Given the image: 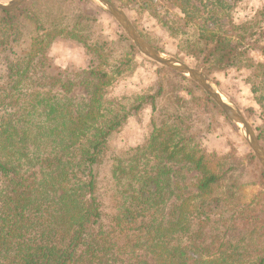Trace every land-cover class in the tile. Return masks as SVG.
Returning a JSON list of instances; mask_svg holds the SVG:
<instances>
[{
  "label": "trees",
  "instance_id": "1",
  "mask_svg": "<svg viewBox=\"0 0 264 264\" xmlns=\"http://www.w3.org/2000/svg\"><path fill=\"white\" fill-rule=\"evenodd\" d=\"M110 1L135 15L144 11L159 35L175 42L171 55L191 59L193 68L216 83L218 74L247 72L244 84L259 108L255 133L264 148V13L238 22L237 0ZM21 12H0V22L14 32L11 26ZM66 29H36L41 32L25 49L24 41L12 39L18 46L5 56L0 74V264H264L262 208L227 204L241 180L249 178L237 174L243 172L241 160L230 152L213 170L201 146L199 135L209 131L202 132L201 117L209 108L223 113L195 83L160 66L157 91L134 96L131 104L103 94L110 83L103 72L94 74L98 83L88 97H71L76 84L62 77L49 56L56 37H74ZM0 30L1 58L11 36L1 23ZM139 33L166 51L157 33ZM253 44L262 62L250 58ZM126 64L115 73L121 76ZM18 88L21 94L14 95ZM7 108L15 114L6 113ZM146 108L151 109V131L144 152L157 168L127 174V184L111 179L102 188L101 168L103 173L109 163L115 178L127 169L121 163L132 161L112 152L110 138ZM248 158L256 163L252 153ZM172 165L176 170L170 174ZM184 168L200 176L195 194L173 203L176 221L164 219L161 176L169 188L170 176ZM250 172L264 187V172Z\"/></svg>",
  "mask_w": 264,
  "mask_h": 264
},
{
  "label": "rangeland",
  "instance_id": "2",
  "mask_svg": "<svg viewBox=\"0 0 264 264\" xmlns=\"http://www.w3.org/2000/svg\"><path fill=\"white\" fill-rule=\"evenodd\" d=\"M10 1L12 0H0V3L7 4ZM124 1L122 0V2ZM20 8H23V12H21L22 18L16 21V26L14 24L11 26V28H14V32H10L8 26L5 27L4 23L6 22H0L1 28L6 32V35L11 36L6 43L8 48L6 46L2 48L6 52L0 58V74H3L5 69V56L10 52L9 48L12 46L15 49L18 46L17 43L13 44L12 39L24 41L22 48L25 49L27 48L28 40L34 37L36 32H41V30L36 29L43 28L45 32H50L61 28L66 29L65 25L68 24L70 27L66 30L72 31L74 37L70 38V35L66 34L56 37L50 46L49 56L62 77L76 84V90L71 97H88V91H94V85L97 86L96 84L98 83L96 80L98 78L94 74L102 72L107 74L105 80L110 82L109 84L105 83L107 86H103V94H106L105 96H109V98L121 100L123 104L128 105L134 102V96L153 94L157 91V66L159 65L139 54L113 18L96 3L89 0H26L18 9ZM235 10V18L238 22H245L257 17L262 18L264 0H237ZM123 11L138 32H143L145 35L148 33H157L159 35L158 29L144 11H142L141 15L137 14L138 16L127 10ZM62 22L65 23L60 25ZM0 32L2 33L3 31L0 30ZM81 36H85L83 43L78 41ZM159 36L161 38L160 44H166V51L162 53L174 57L171 53H175V42L165 39L163 35ZM84 44L88 46L87 49ZM251 48L253 50L250 51V58L256 63L262 62L263 59L258 53L255 44ZM181 60L185 64L193 66L191 59L181 57ZM124 63L127 64L123 67V73L120 76L115 71L118 67H122ZM246 74L247 72L234 71L218 74L216 76L217 83L212 78L207 77L226 98L236 105L255 133L256 127L260 124L258 119L259 108L250 90L244 84ZM99 82L101 83L99 88H101L102 92V80L99 79ZM20 90L18 88L14 95H18ZM181 95L188 99L186 94L181 93ZM6 110H9L6 113L15 114V111L10 108ZM17 115L18 113L14 119H17ZM150 119L151 109L146 108L133 115L127 124L110 138L109 143L112 152L123 154V160H130L131 156L132 161H123L121 167L127 169L125 173H121L122 171L117 172V177L115 178L109 163L105 171H103L104 174L101 168L100 176L104 182L102 188L103 186L107 187V183L111 179L117 180L119 178L122 183L127 184L130 177L127 174L133 176L141 174L145 170L152 172V168H157V163L152 161L153 158L144 152V149H146L144 144L151 131ZM201 122L202 132L209 128L208 132L199 135L202 138L201 146L208 154L209 167L217 170L216 164L219 158L234 152L235 156L241 160V165H243V172L237 174H248L250 178L245 181L243 180L244 178L241 180L243 182L240 188L236 190V196L233 200L230 199L227 204H232L233 206L259 204L263 211L262 217L264 218V187L251 177V172L249 173V171L258 173V170L260 171L262 168L257 160L255 164L249 163L248 154L252 152L240 131L234 124L228 123L224 116L217 114L212 108L206 110L205 116L201 117ZM139 148L142 149L138 150ZM22 162L20 161L19 163ZM22 164L27 168L33 167V165L26 162ZM130 167L131 170L129 169ZM170 168L173 169L170 174H173L176 166L173 167L172 165ZM162 177L160 189L161 194L162 190L163 194H165V200H163V203H165L164 206L162 203L159 207L160 213L162 218L176 221L178 214L172 215L171 218L172 210H174L173 203L177 202V200L179 202L186 200L191 193L195 194V187L200 176L187 168H184L181 172L176 171L172 178L170 176L172 184H170L169 188L164 185ZM168 189L172 190L170 195ZM161 198L157 199L158 203L161 202Z\"/></svg>",
  "mask_w": 264,
  "mask_h": 264
},
{
  "label": "water",
  "instance_id": "3",
  "mask_svg": "<svg viewBox=\"0 0 264 264\" xmlns=\"http://www.w3.org/2000/svg\"><path fill=\"white\" fill-rule=\"evenodd\" d=\"M25 1L26 0H12L7 4L0 3V11L4 13H12L21 7ZM89 1L99 5L111 18H113L127 38L135 46L139 54L153 63L184 76L195 83L217 106V108H219L227 120L238 128L247 146L264 172V148L259 143L252 126L236 105L226 98L203 72L174 57L168 56L151 46L142 38L125 12L110 0Z\"/></svg>",
  "mask_w": 264,
  "mask_h": 264
}]
</instances>
